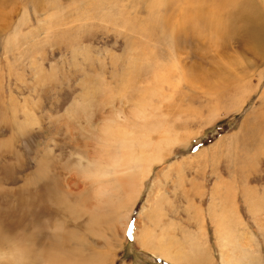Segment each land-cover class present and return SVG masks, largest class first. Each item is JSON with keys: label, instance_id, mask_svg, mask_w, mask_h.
Returning <instances> with one entry per match:
<instances>
[{"label": "rangeland", "instance_id": "374dc122", "mask_svg": "<svg viewBox=\"0 0 264 264\" xmlns=\"http://www.w3.org/2000/svg\"><path fill=\"white\" fill-rule=\"evenodd\" d=\"M226 1L0 0V264H264V0Z\"/></svg>", "mask_w": 264, "mask_h": 264}, {"label": "bare ground", "instance_id": "6f19581e", "mask_svg": "<svg viewBox=\"0 0 264 264\" xmlns=\"http://www.w3.org/2000/svg\"><path fill=\"white\" fill-rule=\"evenodd\" d=\"M27 1V0H26ZM226 1V0H225ZM236 1V0H235ZM228 2H230V1H228ZM226 3H227V1H226ZM197 4V3H196ZM224 4V3H223ZM237 4V3H236ZM239 4V3H238ZM220 6H222V5H220ZM220 8H222V7H220ZM216 9H218V8H216ZM26 15V14H25ZM8 149V148H7ZM4 150H6V149H4ZM9 150V149H8ZM128 159L129 160H131V159H133V157H132V155H128ZM138 161V160H137ZM132 181H130L129 182V184H131L132 185V183H131ZM142 217V215L140 216V218ZM7 222V221H6ZM20 224V223H19ZM7 227V226H6ZM5 230V229H4ZM156 249V248H155ZM154 249V251H156V253L158 254V255H161V256H168V255H165V254H162L161 252H158L157 250H155ZM153 251V250H152ZM63 256V255H62ZM157 256V255H156ZM159 257V256H158ZM165 259H166V257H164ZM170 260H171V262H173V263H176L175 261H173L172 260V258H170ZM56 263V262H55ZM188 263H190V264H193V263H191V262H188ZM57 264H67L66 262H64V261H59V263H57ZM177 264V263H176ZM194 264H197V262L196 263H194Z\"/></svg>", "mask_w": 264, "mask_h": 264}]
</instances>
